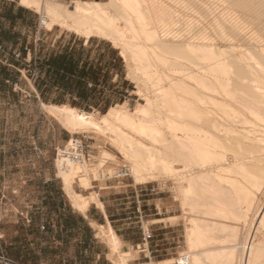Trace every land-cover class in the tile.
<instances>
[{
  "label": "bare ground",
  "instance_id": "obj_1",
  "mask_svg": "<svg viewBox=\"0 0 264 264\" xmlns=\"http://www.w3.org/2000/svg\"><path fill=\"white\" fill-rule=\"evenodd\" d=\"M21 1L42 25L109 38L129 59L145 105L101 117L46 105L74 132L108 134L136 180L171 178L189 221L177 264H264V0ZM60 168L76 208L100 203L73 188L91 181L86 157ZM100 234L122 245L111 226Z\"/></svg>",
  "mask_w": 264,
  "mask_h": 264
},
{
  "label": "rangeland",
  "instance_id": "obj_2",
  "mask_svg": "<svg viewBox=\"0 0 264 264\" xmlns=\"http://www.w3.org/2000/svg\"><path fill=\"white\" fill-rule=\"evenodd\" d=\"M59 1L69 9L74 8L75 0ZM99 1L107 2V0ZM30 9L33 10L31 12L35 14L37 21L35 20V26L26 24L27 46L12 53L14 56L21 53L22 59L30 55V61L23 60L27 65L35 63L36 56L43 59L49 57L53 58L49 62L58 66L68 61L56 54L68 52L75 57L77 67L82 62L86 63V66L91 62L92 64L98 62L119 73V80L111 82L110 89H113L111 100H115L113 103L104 106L95 104L97 99L104 97L106 88L103 87L100 90L94 88L87 92L85 90L72 92L73 95L76 92L75 96L78 97L73 98L74 107L88 112H97L96 114L101 117L113 105L124 104L133 110L146 104L145 96L139 93L142 87L141 81L130 72V61L126 59L120 46L109 38L105 39L96 35L87 39L85 35L71 31L59 23H55L50 29L42 25L43 12L37 7H30ZM119 22L123 26L126 25L124 19ZM114 57L117 61L112 60ZM73 62L69 61L70 67L73 66L71 65ZM34 68L33 66L30 72L27 70L17 72L9 77V81L5 80L8 77L5 75L4 79H0V253L25 264H43V262L47 264L41 256L45 254L46 246L51 245L49 244L51 237L47 234V229H41L38 218L41 209L38 205H27L24 200L41 197L47 180L60 182L65 186L61 168L57 162L58 152L71 137L78 136L84 142L88 163L95 169L91 173L89 182L84 183L80 177L75 178L74 191L85 195L96 192L99 195L96 190L99 191L101 186L106 187L107 183L119 185L117 187H129L125 185L130 183L145 188L151 187L149 191H153V196L160 201L159 208L163 211V221L175 224L174 253L158 264H177V258H180L188 249L186 229L189 221L185 216L186 210L182 202L177 200L175 184L171 178L155 176L148 182H142L136 180L131 172L128 176L118 175L130 169L129 163L110 143L109 135L100 134L94 130L74 132L58 116L52 115L47 108L50 103L37 97L38 80ZM62 93H58L56 102L67 101V98L61 95ZM62 139L65 141L64 144L56 148L55 145ZM103 149L114 153L115 158H105L101 155ZM152 171L157 173L155 168H152ZM65 190L69 200V192L67 188ZM185 220L188 222L186 223ZM152 223V220L146 221L148 225ZM95 227L98 237L109 246L102 249L108 253V264H122L123 258L126 264L138 263L140 249L134 246L123 248L121 245L118 251H114L108 236L100 234V225L96 224ZM167 236L168 233L165 232L160 235L161 238ZM50 263L56 264L54 261Z\"/></svg>",
  "mask_w": 264,
  "mask_h": 264
},
{
  "label": "crops",
  "instance_id": "obj_3",
  "mask_svg": "<svg viewBox=\"0 0 264 264\" xmlns=\"http://www.w3.org/2000/svg\"><path fill=\"white\" fill-rule=\"evenodd\" d=\"M31 11L33 10L21 0H0V79H4L5 75L8 76L5 80L9 81V77L17 72H30L34 66L38 80L37 97L43 101L73 106V98L78 97L75 96L76 92L74 95L72 92H87L89 89L100 90L105 87L104 97L97 99L95 104L104 106L113 103V89L110 87L111 82L119 80L117 70L98 62H91L88 66L82 62L77 67L75 57L68 52L56 55L67 59L68 63L74 61L72 67L68 63L55 66L49 62L53 58L43 59L38 56L35 63L27 65L24 61H30V55L21 59V53L15 56L12 54L27 46L26 24L35 26L37 21ZM112 60L117 61L115 57ZM59 92H63L61 95L67 101L56 102ZM64 142V139L59 140L55 147L58 148ZM106 185L101 186L99 191L96 190L101 204L93 201L85 211L76 208L68 200L66 186L60 182L47 180L41 197L24 200L27 205H38L41 209L38 217L41 229H47V234L51 237V245L46 246L45 254L41 256L47 264H51L50 261L56 264H108V253L102 249L109 246L98 237L96 224L111 226L121 238L123 248L134 246L140 249L137 264H158L174 253L175 224L163 221L160 201L153 196V191H149L151 187L145 188L134 183L125 185L129 187H117L119 185L108 183ZM149 220L153 221L150 225L153 238L144 245L141 225ZM162 232L168 233V236L161 238ZM140 245L142 246L139 247Z\"/></svg>",
  "mask_w": 264,
  "mask_h": 264
},
{
  "label": "built area",
  "instance_id": "obj_4",
  "mask_svg": "<svg viewBox=\"0 0 264 264\" xmlns=\"http://www.w3.org/2000/svg\"><path fill=\"white\" fill-rule=\"evenodd\" d=\"M86 157V150L83 140L78 136L71 137L68 142L59 149L57 162L60 167H66L69 163H76ZM130 174L129 170H124L120 172V176H128ZM142 231L144 238V245H147L153 238V230L150 225L146 224V221L142 222ZM140 245L139 247H141ZM0 264H23L16 259L11 258L0 253Z\"/></svg>",
  "mask_w": 264,
  "mask_h": 264
}]
</instances>
